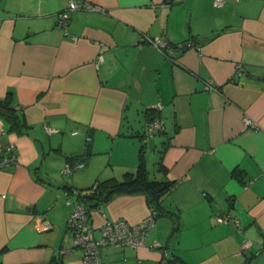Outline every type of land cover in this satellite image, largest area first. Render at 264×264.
Returning a JSON list of instances; mask_svg holds the SVG:
<instances>
[{
    "label": "crops",
    "instance_id": "0c3cea01",
    "mask_svg": "<svg viewBox=\"0 0 264 264\" xmlns=\"http://www.w3.org/2000/svg\"><path fill=\"white\" fill-rule=\"evenodd\" d=\"M77 1L0 0V99L25 124L0 116V149L15 152L0 168V264H48L61 249L62 264H83L66 224L71 192L121 179L141 155L150 178L176 181L162 201L173 216L155 217L143 246H102V264H163V251L186 264H264V0ZM142 34L164 38L170 57ZM150 210L143 193L115 194L89 209L93 234Z\"/></svg>",
    "mask_w": 264,
    "mask_h": 264
},
{
    "label": "built area",
    "instance_id": "2783aa9c",
    "mask_svg": "<svg viewBox=\"0 0 264 264\" xmlns=\"http://www.w3.org/2000/svg\"><path fill=\"white\" fill-rule=\"evenodd\" d=\"M225 0H213L214 5L220 6ZM83 5L82 2L77 0H69V8L75 9L80 8ZM68 15L65 12L58 13V19L60 23L67 22ZM139 40L142 42H149L156 46L166 57H170L171 48L168 42L164 38L153 39L148 35H140ZM101 59L99 57L98 61ZM97 63V61H96ZM205 88H215L210 83L205 84ZM246 125L253 126L254 123L248 118H245ZM162 130L161 119L151 120L147 123V131L149 135L155 132H160ZM3 154L8 153V156H0V168L14 163L15 152L14 145L7 144L0 149ZM1 155V154H0ZM82 166V163L77 165ZM64 172L70 170L68 165H65ZM249 182V181H248ZM248 182L244 184V187L248 186ZM73 194L78 196V191L74 190ZM155 220V213L150 210L149 214L144 217L137 224H128L126 221L118 220H107L101 226L99 237H95L93 234V227L90 222L89 213L84 207L83 202L80 199H76L72 204L71 211L67 217V227L72 233L73 246L80 247L82 249V263L83 264H102L100 257V248L102 246H113L121 247L129 245L132 247H140L145 245L146 239L148 237V232L150 227L153 225ZM229 216L227 214H222L217 217L218 222H228ZM51 227L50 224H44L43 228ZM251 244L249 239L243 242L242 249L248 248ZM153 246L160 247L157 242L153 243ZM70 249H61L56 252L57 255H65ZM164 256L167 255L166 251L162 252Z\"/></svg>",
    "mask_w": 264,
    "mask_h": 264
},
{
    "label": "trees",
    "instance_id": "16d2710c",
    "mask_svg": "<svg viewBox=\"0 0 264 264\" xmlns=\"http://www.w3.org/2000/svg\"><path fill=\"white\" fill-rule=\"evenodd\" d=\"M0 116L10 123V129L12 130L20 132L25 127V124L20 120L17 108L11 104L8 98L0 99ZM158 168L166 172L161 162L158 163ZM175 183V180L169 178L164 180L150 178L145 167L144 155H141L140 164L134 172L124 173L121 179L107 178L96 180L92 186L84 189V192L78 190L77 198L83 202L85 209L89 213L90 208L101 206L115 194L143 193L151 211L155 213V217L164 215L172 217V211L165 209L162 201ZM176 230L177 227H174L172 233ZM168 255L164 256L163 264H186L180 260L168 258ZM48 264H62V259L56 254L50 259Z\"/></svg>",
    "mask_w": 264,
    "mask_h": 264
},
{
    "label": "water",
    "instance_id": "95a60500",
    "mask_svg": "<svg viewBox=\"0 0 264 264\" xmlns=\"http://www.w3.org/2000/svg\"><path fill=\"white\" fill-rule=\"evenodd\" d=\"M155 149H156V141H155L154 136H151L148 138V149L145 154V161L149 160L151 153L154 152Z\"/></svg>",
    "mask_w": 264,
    "mask_h": 264
},
{
    "label": "rangeland",
    "instance_id": "374dc122",
    "mask_svg": "<svg viewBox=\"0 0 264 264\" xmlns=\"http://www.w3.org/2000/svg\"><path fill=\"white\" fill-rule=\"evenodd\" d=\"M158 151H156L155 150V152H153V155H152V158H151V162L150 163H152V161L154 160V156H155V153H157ZM64 176H62L61 174H60V178H63ZM71 193H73V191L71 192ZM70 205H71V203H70ZM72 206V205H71ZM70 211H71V209H70ZM97 235V234H96Z\"/></svg>",
    "mask_w": 264,
    "mask_h": 264
}]
</instances>
